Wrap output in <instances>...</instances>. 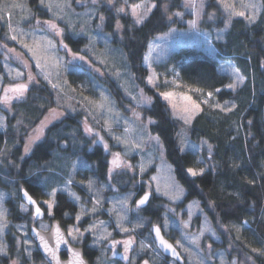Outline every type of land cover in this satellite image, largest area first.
Here are the masks:
<instances>
[{
    "label": "rangeland",
    "instance_id": "374dc122",
    "mask_svg": "<svg viewBox=\"0 0 264 264\" xmlns=\"http://www.w3.org/2000/svg\"><path fill=\"white\" fill-rule=\"evenodd\" d=\"M142 2L153 3V0H140L134 4L127 0V5L123 3V0H115L114 5H109L107 0H102L97 5H93L91 0H74V4L71 0H45L44 4H41L39 0V7L48 12L49 20H42L38 13L30 9L23 0L0 2V100L6 95V89L20 84L27 86L22 97L13 98L8 104L0 103V130H6L7 125L17 130L25 126L20 116L17 117L18 119L15 117L14 119L17 120L8 124V120H12L15 115L14 106L24 101L31 86L44 83L53 91L54 107L45 114L37 126L29 128L24 139L23 154H27L25 146L29 144L30 137L37 135L35 130L41 128L42 122H45L42 133L38 139L33 140L30 149L43 138L45 129L52 123L63 118L66 113L78 112L82 117L80 123L85 135L91 139L92 145H100L106 154L108 169L111 167L114 153H120L121 160L132 166L131 169L115 170L111 179L108 176V180L102 183L100 188L93 184L92 190L89 191L88 179L83 181L75 179V163L63 164L57 173L59 177L64 178L63 182L57 184L49 182L48 188L42 191V198L39 200L47 216L52 219L47 205L43 203L50 199L48 193L53 189H57L56 192L75 193L72 185L83 186L85 191L83 199L79 196L80 200L77 201L68 194L69 198L77 204V215L80 214L81 219L68 225L64 230L67 236L69 227L79 228L84 233L83 237L73 241L67 236L68 240L76 245L88 243L92 248L97 249L100 264H133L141 256L137 264H144L145 261L148 264H176L160 254L152 237L148 241L147 238L136 235L145 224V221L141 219L140 209L137 210L134 204L138 197V190H142L143 193L150 192L160 199L154 201L149 213L160 209L161 219L159 223H153L151 226L154 224L160 226L164 235L179 250L184 264H233V261L235 264H255L249 256H236L231 246H219L221 237L208 216L202 211L198 201L191 200L183 203L185 191L176 180L171 165L165 159L160 142L157 143L153 139L156 136L150 133L149 120H142L140 108L148 107L152 98L148 102L147 98L150 97L145 95L135 82L128 70L124 55L120 49L111 44L109 36L104 31V22L101 24L99 20V16L103 15L102 7L110 9L114 14L121 13L117 12V8L124 7L125 11L121 14L131 17L133 24L137 25L131 15V6ZM210 2L213 4L211 5ZM234 2L237 11L245 12V17L252 15L255 11L256 18L259 13L261 0H234ZM49 3L52 5L51 9L46 6ZM196 3L198 6L200 0H196ZM241 3L253 4L255 9L242 8ZM14 4L22 5V7H13ZM182 5L184 8L180 16L168 14L169 21L181 25H173L166 33L156 36L149 42L143 56V66L147 70V87L167 104L173 118L184 123L177 118L181 114L179 111L173 115L172 104H175L178 110L189 106V102L184 99L185 96H190L193 101L200 104V108L201 105L220 110L222 107L225 109L223 112H228L227 109H232L233 105L214 103L207 93L196 92L193 90L195 88L180 83L176 66L171 61L172 54L183 46H193L206 55L214 56L216 54L214 43L223 41L222 31L229 20L228 13L217 3V0H204V7L200 10L199 17L194 14L193 9L184 6L185 0H182ZM213 13L215 14L213 18L209 19ZM37 20L41 22L39 25L36 23ZM194 20L197 22L196 27H190V22ZM44 21L55 23L61 30V35H57L55 30L43 23ZM9 23L12 25L11 28ZM65 33L73 37H84L86 45L82 53L75 54L68 47L63 46ZM114 33L117 39L121 38L120 30L116 28ZM12 35H15L17 39H11ZM48 41H51L55 47H50ZM29 48L33 51H29ZM145 56L148 57L147 61ZM219 68L229 77L227 85L235 82V73L243 77L232 58H225L220 62ZM81 70L85 72L84 76L75 77ZM150 76L154 77L155 87L148 83ZM244 80L243 77V82ZM111 81L119 90L122 109L118 108L108 89V83ZM242 84L239 83L236 89ZM226 89L232 90L227 86ZM163 92L172 93L171 103L163 98L161 95ZM7 95L14 94L9 92ZM205 100L207 103L203 102ZM136 115H139V120L136 119ZM86 125L92 129V134L86 132ZM104 144L108 145L107 151ZM198 149L196 144L186 138L183 139V151L196 152ZM201 168L203 169L204 166ZM119 177L128 181L124 190L113 183V178ZM69 180L72 181L71 184L67 183ZM65 188L67 191L63 190ZM7 196V192L0 190V211L5 213L7 222V226L0 232V248L5 250L4 253H0V256L6 257L8 264H36L32 258L33 243L28 236V225L18 224L13 232L7 234V228H9ZM124 198H128L126 211H122V205L119 203ZM97 200L100 203L95 204V211H93L94 202ZM22 206L26 207L27 211H22ZM18 211L22 216H26L30 223L32 222L31 209L22 200L18 202ZM120 215L126 217L122 223L124 227L129 228L128 232L117 227ZM133 216L134 220L131 219ZM83 219L87 221L80 227L78 223H81ZM3 222L0 220V223ZM93 224L97 225L96 235L111 233V236L106 240H96L92 232L85 231ZM185 224L188 226L185 227ZM36 226L40 230L48 229L45 220L39 221ZM8 236L13 238L15 244L12 250L9 247ZM128 239H133L135 242L130 246L125 259L123 243L116 244L113 250L111 242ZM142 242L144 247L141 246ZM38 264L45 263L41 261Z\"/></svg>",
    "mask_w": 264,
    "mask_h": 264
},
{
    "label": "trees",
    "instance_id": "16d2710c",
    "mask_svg": "<svg viewBox=\"0 0 264 264\" xmlns=\"http://www.w3.org/2000/svg\"><path fill=\"white\" fill-rule=\"evenodd\" d=\"M3 1L6 0H0ZM23 1L42 20L50 19L48 12L39 7V0ZM139 1L129 0L131 4ZM71 3L74 4V0ZM153 3L157 7L139 25L133 24L128 15L114 14L102 7L104 31L111 44L124 55L135 82L145 95L152 98L148 107L140 108L142 120L155 121L149 125L150 133L159 137L165 159L185 191L183 203L191 200L199 202L221 237L219 246H231L236 256H249L255 264H264V0H261L254 23H250L247 16L228 20L222 31L223 41L214 43V56L206 55L193 46H183L172 54L171 61L176 66L180 83L201 89L203 93L212 92L214 103L233 105L228 112L201 105V111L187 125L173 118L167 104L147 87V70L143 66L149 42L166 33L173 25H181L169 21L168 14L181 13L184 7L182 0H153ZM117 21L122 25L120 39L114 33ZM63 40L75 54L82 53L86 45L83 36L73 37L65 33ZM225 58L234 60L245 79L234 91L226 89L229 77L219 68ZM84 73L81 70L75 77L81 78ZM108 89L118 108L122 109V98L119 99V90L112 81L108 83ZM52 92L44 83L31 86L24 101L14 106L12 120L8 118V124H11L20 116L25 126L17 130L7 125L6 130H0V190L8 194L7 234L13 232L18 224L30 225L29 219L18 211L20 191L25 189L39 201L49 182H63L64 178L57 175L63 164L75 163L77 181L91 179L95 187L100 188L108 180L107 156L100 145H92L91 139L85 135L78 112L66 113L52 123L45 129L43 138L27 154L22 153L29 128L37 126L54 107ZM184 138L196 144L198 151H183ZM202 166V175L193 177L187 171ZM113 183L124 190L128 181L119 177L113 178ZM72 188L83 199V186L72 185ZM141 193L143 191L138 190L137 196ZM54 199L52 219L66 229L76 222L78 206L67 193L61 191L56 192ZM155 200L160 199L153 196L149 205L140 209L145 224L136 235L148 241L151 238L149 227L161 219L160 209L149 213ZM131 219L134 220V216ZM85 221L83 219L78 225L82 227ZM8 241L12 250L15 245L13 238L8 236ZM81 246L89 264H100L97 249L88 243ZM31 248L34 262L41 263L34 246ZM139 258L133 264H137ZM7 262L6 257L0 256V264Z\"/></svg>",
    "mask_w": 264,
    "mask_h": 264
},
{
    "label": "snow or ice",
    "instance_id": "6c2138e0",
    "mask_svg": "<svg viewBox=\"0 0 264 264\" xmlns=\"http://www.w3.org/2000/svg\"><path fill=\"white\" fill-rule=\"evenodd\" d=\"M40 2H41V4H44L45 0H40ZM101 2H102V0H91V3L93 5H97V4L101 3ZM107 3L109 5H114L115 4V0H107ZM123 3L125 5H127V0H123ZM217 3L220 4V6L224 9V11L226 13H228L229 22H230V19H231L232 16H241V17L245 16V12L244 11H237L236 4H235L234 0H217ZM46 6L49 7V9H51V7H52L51 3L47 4ZM57 6L59 7V5H57ZM184 6L186 8L193 9L194 10V14L199 17L200 16V10H202L203 7H204V0H200V4L198 6H197V3H196V0H185V5ZM13 7H22V5L14 4ZM156 7H157V5L155 3H146V2H142L140 4H135V5L131 6V15L133 16L135 23L137 25L142 24L144 22V20L147 18L148 14L151 13L152 10L154 8H156ZM241 7L242 8H246V9H251V10L255 9V5H253V4L241 3ZM165 10L167 11V7L166 6H165ZM124 11H125L124 7L117 8V12H121L122 13ZM174 15L180 16L181 13L177 12ZM214 15H215L214 13L211 14L209 16V19L213 18ZM247 19L249 20L250 23H254L255 22V11H253V14L249 15L247 17ZM99 20H100V22L102 24L104 22V20H105V17L103 15H100L99 16ZM36 23L39 25L41 22L39 20H37ZM43 23L47 24L50 29L55 30L57 35H61V30L57 28L55 23H53L52 21H44ZM196 23L197 22L195 20L191 21L190 22V27H196ZM226 26H227V24H226ZM11 27H12V25H11V23H9V28H11ZM116 28H117V30H120L122 28V25L120 24L119 21L116 22ZM10 38L13 39V40L17 39V37L15 35H12ZM48 45L50 47H55V45L52 44L51 41H48ZM24 46L28 47V45H24ZM63 46L65 48L68 47L67 44H64ZM29 51H33V49L29 48ZM80 59H83V57H80ZM145 60L146 61L148 60L147 56H145ZM38 66H39V62H38ZM18 75H19V73H18ZM234 75L236 77L235 82L227 85V87L232 89L233 91L236 89V87L238 86L239 83H243V77L239 76L238 73H235ZM153 80H154V77L150 76L149 79H148V83L150 85H152L153 87H155V84L153 83ZM53 87H55V85H53ZM26 90H27V86L24 85V84H20V85H17L15 87L8 88V89L5 90L6 95L2 98V100H0V103L8 104L13 98L22 97ZM193 90L196 91V92H201L202 91L201 89H193ZM216 91L219 92L220 89H216ZM9 92L13 93L14 95L13 96L7 95V93H9ZM161 95L163 96V98L165 100H168L171 103L172 93L163 92V93H161ZM212 95H213L212 92H208L207 93L208 97H212ZM184 99L189 102V106H185V107H183V108L178 110L176 105L172 104V108H173V115H176L177 112L179 111V113H181V114L178 115L177 118L183 120L184 123L187 125V124H190L192 119H194L195 115L198 114L201 111V108H200V104H197L195 101H193L190 96H185ZM147 100H148V102H150L151 98H147ZM203 102L207 103V100H205ZM216 107H221V106L220 105H216ZM221 110L223 111L225 109H223L221 107ZM231 110H232L231 108L227 109V111H231ZM136 119L137 120L140 119L139 115H136ZM46 120H47V118H46ZM148 123L149 124L155 123V121L149 120ZM44 126H45V122H42L41 123V128L35 130L37 135L35 137H30L29 138V144L25 146V153L29 152L30 144L33 142V140L39 138V135L42 133V130H43ZM85 130L89 134H92V129L88 128L87 125L85 126ZM126 131H127V129H126ZM153 139H155L157 141V143H159V137H154ZM101 140H102V138H101ZM210 147L211 146H209V149H210ZM104 148L107 151L108 150V145L104 144ZM198 163H199V161H198ZM121 168L131 169L132 166L130 164H126L125 162H123L121 160L120 153H114L113 154V159L111 161V167H109V169H108L109 179H111L112 174H113V172L115 170L121 169ZM187 171L193 177L203 174V169L202 168L199 169V170H196L194 168H189V169H187ZM141 172H143V168H141ZM67 183L71 184L72 181L69 180V181H67ZM93 183L94 182L91 179L88 181V189H89V191L92 190ZM63 190L67 191L66 188L63 189ZM56 191H57V189H53L50 193H48V196L50 197V199L43 201V203L47 205V209H48L49 215L52 214L51 210H52V208H53V206L55 204V199L54 198L56 196ZM68 194H69V196L73 197L75 200H77V201L80 200V197L78 195H76V193L69 192ZM23 196L27 199L29 204L36 205L37 202L28 194L27 191L23 192ZM127 199L128 198H124L123 200L119 201V203L122 205V211H126L127 210V207H126L127 206ZM148 200H149V194L146 193L144 196H142L139 200H137L135 202L136 209L139 210L143 205L146 204V202ZM98 203H100L99 200L94 202L93 211H95V204H98ZM22 211H27V208L22 206ZM81 212L83 213V209L81 210ZM35 214H36V216L42 215L41 208L39 206L35 207ZM125 218L126 217L124 215H120L118 217L117 227L121 228L122 231H124V232H128L129 228L124 227L123 223H122V221ZM80 219H81V215L78 214L76 216V220L79 221ZM0 220L4 221L3 223H0V232H2L3 228L7 226L5 213L3 211H0ZM187 226L188 225L185 224V227H187ZM96 228H97V225L93 224L88 229H85V231L92 232L94 234V238L96 240H106L109 236H111V233L96 235ZM154 231H155V234H156V238L159 240L160 245H162L164 247V249L170 250L175 255L176 254L175 248H173V246L171 244H169L166 240H164V238L160 234V228L159 227H154ZM37 235L39 236V233H37ZM83 235H84V233L81 232L80 229L77 228V227H69L68 230H67V236L71 237V239L73 241H77V240L81 239L83 237ZM54 238H55V247L49 246V242L47 240H45L44 237H42V236L40 237V241H41V246L43 247L45 253L50 256L51 260L56 261V264H59V260H58L57 255H56V250L59 249L61 244H68L69 241L64 238V236L61 234L59 228H57L55 230ZM134 242L135 241L133 239H128V240H124V241H115V240H113L111 243H112V246H113V250L115 249V245L116 244L123 243V245H124V253H125V257L124 258L127 259V253L129 251V248ZM177 243H179V242H177ZM141 246L144 247L143 242H142ZM209 247H211V246L209 245ZM70 251H71V249H70ZM253 251H257V250L253 249ZM4 252H5L4 248H0V253H4ZM72 256L74 258V264H84V261L82 260L81 255H80V253L78 251H72ZM144 264H148V262L145 261ZM233 264H235V261H233Z\"/></svg>",
    "mask_w": 264,
    "mask_h": 264
},
{
    "label": "water",
    "instance_id": "95a60500",
    "mask_svg": "<svg viewBox=\"0 0 264 264\" xmlns=\"http://www.w3.org/2000/svg\"><path fill=\"white\" fill-rule=\"evenodd\" d=\"M24 191H26V190L22 189L20 191L21 200L27 206L31 207V209H32V218H33L32 224L29 226V229H28V235H29L31 241L34 244V246L36 248V251L40 254L42 260L46 264H56V261L51 260L50 256L45 253L43 247L41 246L40 237L41 236L44 237V239L49 242V246L55 247V238H54L55 230L57 228H59L61 234L64 236L65 239L68 240V238L66 236V233H65V230H64V228L61 227L59 222L57 220H55V219L50 222V227H49L48 230L43 231V230L38 229L36 224L40 220H42L44 218V215H45L44 210L39 205V203L28 193L37 202L36 205L29 204L27 199L23 196V192ZM146 193L149 194V200L140 209H144V208H146L149 205L151 197H152V194L150 192H144L135 200V202H136L142 196H144ZM135 202H134V204H135ZM36 206H39L41 208L42 215L36 216V214H35V207ZM154 227H159L160 228V226L157 225V224H154L150 228V234H151L152 240L154 242L155 247L160 252V254L163 257H165V258L173 260L177 264H183L184 263V259L181 256L179 250L175 247V245L171 242V240H169L167 237H165V235L163 234L161 228H160L161 236L164 238V240H166L169 244H171L173 246V248H175L176 254L174 255L170 250H166V249H164V247L162 245H160L159 240L156 238ZM37 233H39V236L37 235ZM70 249H71V251H70ZM72 251H78L80 253V255H81L82 260L84 261V264H89L87 259L84 257L82 249L80 247H78V246H74L73 244L70 243V241H69L68 244H61L59 249L56 250V255H57V258L59 260V264H74V258L72 256ZM61 254L65 255L64 259L61 257Z\"/></svg>",
    "mask_w": 264,
    "mask_h": 264
},
{
    "label": "flooded vegetation",
    "instance_id": "af4514ba",
    "mask_svg": "<svg viewBox=\"0 0 264 264\" xmlns=\"http://www.w3.org/2000/svg\"><path fill=\"white\" fill-rule=\"evenodd\" d=\"M142 194V193H141ZM140 194V195H141ZM139 195V196H140ZM138 196V197H139ZM137 197V198H138ZM152 197H153V195H152ZM152 197H151V200H152ZM136 198V199H137ZM150 200V201H151ZM37 201V200H36ZM38 203H39V205L43 208V210H44V213H45V215H44V218L42 219L43 221L45 220L46 222H47V225H48V229H49V227H50V222L52 221V220H54V219H51L50 217H48L47 216V213H46V210L44 209V207H43V205L39 202V201H37ZM30 209H31V207H29ZM31 215H32V209H31ZM42 220H40V221H42ZM32 221H33V218H32ZM32 224V222L30 223V225ZM29 225V226H30ZM28 229H29V227H28ZM47 229V230H48ZM44 231V230H43ZM46 231V230H45ZM164 234V233H163ZM29 236V235H28ZM165 237H167V236H165ZM30 238V237H29ZM168 238V237H167ZM169 239V238H168ZM31 240V239H30ZM170 240V239H169ZM33 243V242H32ZM71 244H73L72 242H70ZM74 246H78V247H80L81 249H82V244H80V245H76V244H73ZM33 246H34V244H33ZM34 250L36 251V248H35V246H34ZM82 251H83V249H82ZM37 252V251H36ZM38 253V252H37ZM39 254V253H38ZM84 254V253H83ZM39 256H40V254H39ZM61 257L64 259L65 258V255L64 254H61ZM85 257V256H84ZM40 258H41V256H40ZM166 259H168V258H166ZM41 260H42V258H41ZM43 261V260H42ZM44 262V261H43ZM45 263V262H44ZM46 264V263H45ZM177 264V263H176ZM184 264V263H183Z\"/></svg>",
    "mask_w": 264,
    "mask_h": 264
}]
</instances>
